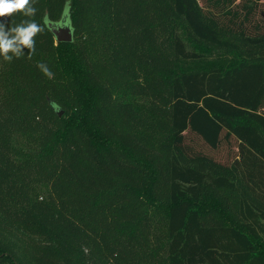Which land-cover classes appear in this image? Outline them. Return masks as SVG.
<instances>
[{"label":"trees","instance_id":"16d2710c","mask_svg":"<svg viewBox=\"0 0 264 264\" xmlns=\"http://www.w3.org/2000/svg\"><path fill=\"white\" fill-rule=\"evenodd\" d=\"M66 5L73 41L0 57V264H264V0L33 19Z\"/></svg>","mask_w":264,"mask_h":264},{"label":"clouds","instance_id":"9594fccd","mask_svg":"<svg viewBox=\"0 0 264 264\" xmlns=\"http://www.w3.org/2000/svg\"><path fill=\"white\" fill-rule=\"evenodd\" d=\"M36 3L38 0H0V18L7 19L17 14L26 18L19 23L12 22L11 26L0 21V57L4 61L11 62L13 58L25 56L24 49H28L30 58L35 52V37L43 33L46 27L52 30L68 28L70 32L72 31L71 24L68 22L67 5L66 14L60 21L46 20L45 24L41 25L33 19L37 13ZM36 67L49 79L54 77L48 64L41 62ZM50 106L57 113L62 110L61 106L54 101L50 102Z\"/></svg>","mask_w":264,"mask_h":264},{"label":"water","instance_id":"95a60500","mask_svg":"<svg viewBox=\"0 0 264 264\" xmlns=\"http://www.w3.org/2000/svg\"><path fill=\"white\" fill-rule=\"evenodd\" d=\"M70 23V21L68 20ZM72 27V26H71ZM57 42H71L73 41V29L70 32L68 28H61L59 30H53ZM59 114H62V110Z\"/></svg>","mask_w":264,"mask_h":264},{"label":"rangeland","instance_id":"374dc122","mask_svg":"<svg viewBox=\"0 0 264 264\" xmlns=\"http://www.w3.org/2000/svg\"><path fill=\"white\" fill-rule=\"evenodd\" d=\"M221 153H223V152H221Z\"/></svg>","mask_w":264,"mask_h":264}]
</instances>
